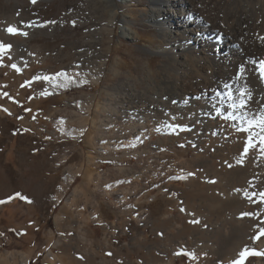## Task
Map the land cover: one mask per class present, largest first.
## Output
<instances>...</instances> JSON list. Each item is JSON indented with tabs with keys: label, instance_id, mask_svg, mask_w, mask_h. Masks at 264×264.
Wrapping results in <instances>:
<instances>
[{
	"label": "rangeland",
	"instance_id": "obj_1",
	"mask_svg": "<svg viewBox=\"0 0 264 264\" xmlns=\"http://www.w3.org/2000/svg\"><path fill=\"white\" fill-rule=\"evenodd\" d=\"M102 2L94 0L95 13L92 10L93 15L85 19L83 13L89 16L91 12L89 0H37L35 4L31 0H0V41L16 46L17 52L7 53L0 66V200L6 201L0 204V264H232L233 252L244 247L264 252V237L255 243L252 240L259 228H264V203L260 202L264 164H255L254 169L241 166L243 170L236 166L241 138L235 133L222 134L223 129L229 132L227 124L214 120L207 130L204 123H197L195 135L185 130L164 132L155 129L157 121H169L171 108H164L166 115H150L147 124L155 126V131L134 147L124 145L115 151L97 148L99 137L105 136L106 141L114 136L128 137V130L140 124L136 117L117 114L103 134L93 131L97 104L110 102L107 88L125 83L120 95L135 90L147 98L170 91L159 86L167 75L161 69L167 58L156 53L160 38L146 21L149 0H115L114 26L108 24L107 15L99 19L105 7ZM72 4L78 5L77 9ZM110 5L112 9L114 2ZM81 6L86 7L84 12L78 10ZM123 19L139 32L142 42L121 35ZM46 21H55L56 30L44 29ZM29 22L38 26L27 37L5 31L13 25L25 31L23 25ZM96 22L99 26L95 29L104 34L100 41L90 38ZM91 41L110 53L100 84L80 83L83 70L49 69L58 66L67 51L76 53V47ZM26 60L34 67L20 72L11 67ZM62 73L64 80L59 77ZM37 76L56 77V82L39 80L29 86ZM93 96L96 101L91 103L88 99ZM146 104L136 112L140 114L151 105ZM89 105H93L90 112ZM100 116L106 118L107 113L102 111ZM78 117L88 120V130L82 135L77 133ZM141 152H146L143 157L148 161L139 158ZM251 154L262 156L259 147ZM150 155L160 156L157 159L166 169H171L168 163L175 165L176 155L193 161L187 169L179 170L190 171L191 180L173 179L168 186H161L155 182L160 173H156ZM205 158L211 164H205ZM69 174L76 176L75 181H69ZM18 193L27 199L19 198ZM246 212L254 218L241 219V213ZM132 226L140 227L150 241L144 242L145 247L135 249L121 241L129 237ZM90 228L97 236L88 233ZM151 246L152 251L145 249ZM181 252L195 258L177 254ZM247 264H264V256L249 257Z\"/></svg>",
	"mask_w": 264,
	"mask_h": 264
},
{
	"label": "bare ground",
	"instance_id": "obj_2",
	"mask_svg": "<svg viewBox=\"0 0 264 264\" xmlns=\"http://www.w3.org/2000/svg\"><path fill=\"white\" fill-rule=\"evenodd\" d=\"M90 1L91 3L87 5H90L91 12L89 16L83 13L85 19L93 15L92 10L95 13L96 6L94 7V4H92L94 0ZM103 2L105 7L102 13L99 11L101 13L99 19L107 15L110 17L108 24L114 26L117 15V4L115 0H103ZM112 2H114V5L110 9L112 7L110 3ZM72 6L75 9L78 7L76 4H72ZM148 6L146 21L152 25L153 28L150 29L154 30L160 38L156 42L158 45L156 53L163 56V58H167L165 66L161 67V69L167 72V75L159 83V86L170 91L165 93V95L156 94L154 97L147 98L145 95L143 97L141 92L139 93L135 90H131L129 94L123 93V95H120L125 83H121L116 88H107L105 93L108 95L110 102L106 103L101 100L102 103L99 102L97 104L95 116L98 119H94V122H92L93 131H100L103 134L105 128H111L114 124L111 120L117 114L119 116L120 114L123 116L127 114L132 116V118L136 117L139 119L140 124L128 130V137L122 135L114 136L109 141L105 140V136L99 137V146L97 148L104 151L106 149L115 151V149L117 150L124 145L134 147L139 141L145 140L147 135L152 134L155 129L172 134L183 131L182 128H174V125L184 126L195 135L193 132L198 127L197 123H204L207 130H211L213 121L216 120L218 124L222 126L227 124L229 127V132L226 133L223 129L222 134L235 133L241 138L239 140L240 153L235 159L236 166L251 167L255 164H264V152L260 149L262 156L252 155L251 149L249 155L243 159L242 164L239 163L241 161V153L243 152L244 140L247 138L239 129L245 122L241 120H227L228 122L225 123L221 120L222 116H217L216 114V111L220 110L223 115L231 113L234 116H246L248 119L255 118L259 120L261 113H264V79L259 76L256 67L260 61L264 60V0H149ZM84 8L86 7L81 6L78 10L84 12ZM48 22L50 21L43 23L42 27L44 29L51 27L55 31L57 24ZM120 22L123 23L121 31L123 37L131 39L138 37L141 42L143 41L139 32L131 26L130 22H127L126 19ZM97 26H99V23L93 24L90 38L100 41L99 37L102 38L104 34L100 28L95 29ZM26 30L31 35L34 30H37V27L26 28ZM106 32L108 34L111 33L109 25ZM15 39L17 42L16 37ZM96 42L91 41L86 45L76 47V53L67 51L66 57L58 62L59 65L49 69H74L79 73L83 70L84 72L80 74L84 79H81L80 83L88 81L100 84L107 71L110 53L104 49H99V42L98 45ZM15 49L16 46L12 47V51L16 54ZM253 61H255V64H253ZM25 62L16 64L20 69L34 67V65L29 66L28 60ZM242 64L245 65L247 72L243 78L237 79V71ZM49 77L48 82L51 84L56 82L55 76V78ZM59 77L63 78V80L65 79L63 73ZM36 82L33 81L32 84ZM251 85H254L252 86L253 90L249 87ZM48 91L53 93L54 88L48 87ZM242 91L249 93L251 100H249L247 95L242 97L240 95ZM163 98L167 99V101L165 102ZM92 99L88 100L94 103L96 96H93ZM242 100L247 103L248 106L246 108L240 107ZM126 102L130 103L131 106ZM147 102H150L151 105L146 106L147 108H144L140 114L136 112L138 106L148 105L146 104ZM92 107L93 105H89V112ZM164 108H171V111H168L169 121L166 123H162L160 120L157 121L155 126L157 127L158 125V128L155 129V126L152 127L147 124L151 114L161 117L165 112ZM102 111L107 113L106 118L100 116ZM164 114L166 115V112ZM72 116L77 117L73 112ZM171 118H173L172 121ZM78 119H80V128L77 133L78 135L85 134L88 130V120L81 117H78ZM124 138L128 140L121 142ZM197 139L196 137L192 140L196 141ZM114 140L116 141L114 142ZM119 141L120 143H118ZM140 154L138 156L139 158H143V162L148 161L147 158L143 157L144 154L146 155V152H141ZM177 156L179 155L173 158L175 165L168 163L167 165H170L171 169H166L161 166V162L157 159L161 158L160 156L151 157L150 155L151 159H155L152 162L157 165L158 169L156 173H160L158 174L159 180L155 182L161 183V186H168L171 180L177 179L176 177L184 178L187 182L191 180L189 178L190 171L186 170L187 173L185 174L179 170L183 169L186 165H191L193 161L190 163ZM198 156L200 155L195 156L196 160ZM203 162L211 164V161L206 158ZM147 163L149 164V162ZM185 168L187 169V167ZM240 170H243V168ZM75 177L74 174L73 176L70 175L69 181H75ZM140 177H143L142 174ZM132 194L134 195V193ZM239 253L240 251L233 252V260L238 259ZM28 258L26 257L25 259L28 260ZM26 262L24 261L22 264Z\"/></svg>",
	"mask_w": 264,
	"mask_h": 264
},
{
	"label": "snow or ice",
	"instance_id": "obj_3",
	"mask_svg": "<svg viewBox=\"0 0 264 264\" xmlns=\"http://www.w3.org/2000/svg\"><path fill=\"white\" fill-rule=\"evenodd\" d=\"M31 2L33 4H35L37 2V0H31ZM48 23H55V21H50ZM75 24V21H73V25ZM34 26H38L36 25L34 22H29L23 25V27L25 28H31ZM5 31L9 34V35H19V36H24L27 37L28 36V32L24 31L22 28H17L16 26H9L5 29ZM12 50V45L11 44H6L3 41H0V66H3V58L7 53H10ZM9 59L11 58L10 56L8 57ZM27 63V62H25ZM253 64H255V61H253ZM11 67L17 71L20 72L21 69L19 68V66L17 64H12ZM257 70L259 72V76L264 79V60L260 61L259 64L256 66ZM247 72V69L245 67V65H240L237 71V79L239 78H243L245 76ZM50 79V77H34L33 81H39V80H48ZM33 81H29L28 85L31 86ZM24 85H22L23 87ZM6 95V94H5ZM240 95L243 96H248L249 100H251V95L245 91H242L240 93ZM248 105L245 101H241L240 102V107L241 108H246ZM4 111H7V109H4ZM25 111H31V109H25ZM217 116H222L223 119L225 120H229V121H236V120H241L244 121L245 123L241 125L240 127V131L243 132L246 135V139L244 140V146H243V152L241 153V161H239V163L242 164L243 159L246 158L251 149H255L257 147H259V149L264 152V113H261L259 120L253 118V119H248L246 116H234L231 113H228L227 115H223L220 110L216 111ZM20 119H23V117H20ZM176 129H180L182 128L185 131H190V129L181 126V125H174L173 126ZM195 146V145H193ZM180 147H185V145L181 144ZM189 175H192L191 173ZM177 179H179V177H176ZM209 183H215L216 181L214 180H210L208 181ZM19 198L21 199H27L26 197L21 196V194H16ZM262 199H261V203H264V193L260 194ZM247 199H251V197H247ZM12 199V198H9ZM29 203L31 201H28ZM6 203V201L0 200V204H4ZM244 217H249V218H254V214L251 212H246V213H241L240 218L243 219ZM193 223H199V221H192ZM261 223H264V221H261ZM261 237H264V228H259L258 233L252 237L253 242L255 243L256 241H259L261 239ZM178 255H187L190 256L191 258H195L193 254L188 253V252H181V253H177ZM110 255V253H109ZM253 256H264V252L262 251H257L256 249L252 248H248V247H244L238 256V259H235L232 261V264H247V259L249 257H253ZM222 264V262H221Z\"/></svg>",
	"mask_w": 264,
	"mask_h": 264
},
{
	"label": "crops",
	"instance_id": "obj_4",
	"mask_svg": "<svg viewBox=\"0 0 264 264\" xmlns=\"http://www.w3.org/2000/svg\"><path fill=\"white\" fill-rule=\"evenodd\" d=\"M91 228H90V231L88 233L90 235L94 234L95 236H97V232ZM125 232L126 231L124 230L123 233H125ZM143 234H144V232L141 231L140 227L132 226L129 228V237H127V239L122 238L121 241L122 242H129V245L135 246V249H140V248L146 246V245H144V242H150L149 240L146 239V237L143 236ZM113 241H114V238H113ZM151 247H146L145 249L152 251L153 247L152 248Z\"/></svg>",
	"mask_w": 264,
	"mask_h": 264
}]
</instances>
